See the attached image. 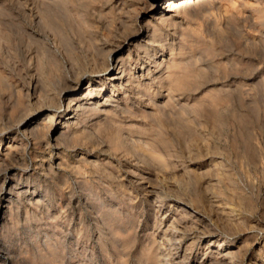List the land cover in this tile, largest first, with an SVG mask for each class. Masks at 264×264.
I'll list each match as a JSON object with an SVG mask.
<instances>
[{
  "label": "rangeland",
  "instance_id": "374dc122",
  "mask_svg": "<svg viewBox=\"0 0 264 264\" xmlns=\"http://www.w3.org/2000/svg\"><path fill=\"white\" fill-rule=\"evenodd\" d=\"M49 1L27 6L29 17L20 0H0V143L12 141L0 149V264H164L166 253L167 264H216L213 244L183 257L189 237L174 255L167 228L185 229L184 214L213 220L222 236L244 234L235 262L248 249L243 264H264L253 243L264 242V0H211L210 17L234 21L204 33L196 20L165 27L134 0ZM146 29L142 46L161 53L167 43L172 54L168 69L142 79L152 80L148 107L136 91L132 108L100 112L90 132L83 126L98 119L83 113L78 126L17 128L59 104L64 77L101 70L103 50Z\"/></svg>",
  "mask_w": 264,
  "mask_h": 264
},
{
  "label": "bare ground",
  "instance_id": "6f19581e",
  "mask_svg": "<svg viewBox=\"0 0 264 264\" xmlns=\"http://www.w3.org/2000/svg\"><path fill=\"white\" fill-rule=\"evenodd\" d=\"M47 1H49V0H20V4L22 5L21 7L23 8V10L27 13L28 12L27 6L29 8L30 7L36 8L39 6L42 7L45 4H47ZM134 1L137 5H139V6L143 5L146 7V10L144 12L145 14H149L150 16L159 15V21H160L161 25L163 24L165 27L166 26L167 27L172 26L173 28H177V26H180L183 23H188L189 21L192 22L193 20H196L201 24V27H203V29H202L203 33L204 32L223 31V29H225L229 25V20L232 17V14L230 15L229 12H227V13L231 17L226 16V14H224L222 12L220 14H218V16L215 18L210 17L209 14L207 13V10H206L207 8L205 7V5L208 4L209 2H211V0H134ZM214 1H216V0H214ZM49 2H51V1H49ZM49 2H48V4H49ZM162 3H163V5H165L164 8H162ZM214 5L215 4H213V6ZM165 9H167V10H165ZM216 9H219V8H216ZM226 10L227 9H225V11ZM225 11L223 10V12H225ZM38 12H36V13L38 14ZM43 13H44V11H43ZM27 14L29 15V17L32 16V13L28 12ZM31 19H32V17H31ZM233 19H234V17H233ZM43 20H44V18H43ZM145 28H148V27H145ZM155 30H154V36H155ZM136 31H138V30H136ZM147 35H148L147 29L145 31H141V32L138 31L132 35H128L124 39L123 42L117 44L115 47H110L108 49V51L103 50L104 53L106 52V54H105V56L102 60V63H101L102 64V68H100L101 70L94 71L91 73H84L82 75L78 74L76 76L69 73V72H72L73 67L71 68V65L70 64H69L70 66L68 65V62L64 59L63 54L60 52V50L58 48H55L56 46L55 47L47 46V48L45 50L47 52V54L53 56V58L58 57L60 59L59 60L60 65L64 68L65 71L67 70V72L69 74H71L70 76H68L69 78L64 77V82L67 85L65 90L67 89V90H69V92L63 93L61 96V93L63 91H65V90H62L60 93V99L58 101L59 104L57 106L55 105L54 107L48 108L47 109L48 112L46 115L42 116V113L40 115L39 114L38 115H33V114L32 115L31 114L26 115V116H24V118H22L19 121V123L17 125L18 127L17 126L16 127L18 129L24 131V132H27L28 128L30 126H32V124H35V122H37L38 120L45 119L49 124H51V123L56 121V118L58 120H57V122H55V124H54L55 127L52 129V131L55 129H59L62 125L68 124L69 122H73V124H76V126H78V125H80L79 118L82 116L81 114L83 113V114H90L91 117H93V118L97 117V119H98L97 125H91V126L85 125V126H83V128H82L83 131L90 132L91 130H93V128H95V127L98 128L97 126H99V124H100V126H102L100 121H102V122H104V121L100 120V117L102 116V114L100 112H102V113H106V112L111 113V111L116 112V110L118 111L119 108H122V106H124L126 104H129L128 107L132 108L134 106V104H133V102H131L132 98L130 97V94H133L136 91H138L137 96H136V102H140V101L144 100L142 102V104H144L145 106L148 107L149 104L147 102L150 101L148 99L149 98L148 94L151 90L150 85L152 84V80L148 83L144 82L145 84H143L142 79L145 78L146 76H149L151 74V72H153V71L155 73H158L162 69H168L169 66L167 67V65L169 64L170 60H172L170 58L172 54L171 53H170L171 55L168 54V55H170L168 58L167 53L166 54L162 53L165 51V49H168V48H169L168 50L171 51V47L167 43H165V44L161 43L162 44L161 45V47H162L161 53L155 52L153 50L154 48L152 49V47L147 48V47L142 46L141 40L143 37H145ZM157 43H158V41H157ZM151 44H153V43L151 42ZM165 47H168V48H165ZM125 52H126V54H125ZM172 52H173V48H172ZM42 58H43V56H42ZM55 60L58 61V59H55ZM131 60L133 61L132 64H130ZM63 68H60V69H63ZM146 71H147V73H145ZM98 72L105 73V74L101 77L92 75V74L98 73ZM62 75H63V73H62ZM103 77H106V78H103ZM158 78H159L158 75L155 76L156 80ZM34 80L35 79L32 77L30 82H29V86H30L31 90L36 89L35 83L33 84ZM153 80H154V78H153ZM34 82H36V81H34ZM28 94H29V90H28ZM29 97H31V96H29ZM63 102H66L64 107L62 106ZM130 102H131V104H130ZM108 105L110 107L109 109L107 107ZM62 107H63V113H59L58 111ZM128 107H127L126 111L129 113L130 112L129 110H131V109H129ZM124 110L125 109H123V112L125 113ZM39 112H41V111H39ZM143 112H145V111H143ZM108 113H107V116H108ZM104 120H105V118H104ZM49 124L47 126V132H46L45 136L49 135V133H48L50 130ZM103 127H104V125H103ZM98 130L99 129H97V131ZM43 143H39L38 147L43 148L42 151H46L47 149H49L50 142L47 141L45 144H43ZM11 146H12L11 138H6L3 142L0 143V149H10ZM36 157L37 156H35V158ZM46 163H47L46 167L50 168L51 167V161L48 160ZM51 170H52V168H51ZM6 173H10V171H6ZM6 187H8V186H6ZM179 218H181V219H179L180 221L184 222V228L185 229H182V231H181V229L178 230V228L175 226V223L177 221L176 220L175 223H174V221H172V223L167 228V229H169L168 230L169 233L166 231L169 234V237H170L169 240L172 242L171 245H172L173 249L175 250L174 255L179 254V249L182 248L181 247L182 242L185 241L186 238L189 237V239H190V241H188L189 243H187V245H185L183 247V254H184L183 257L186 256L187 252L191 253L192 251H195V249L197 250V248H200V247L203 249V251H205V254H206L212 248L211 245L213 244V250L216 251V257H215L216 264H243V262L246 258V254L248 252V249L244 252L243 260L240 262H235L234 252H236V251H234V250H238V252H239L240 246H238V243L240 242V240L242 239L244 234L241 235L239 233H236V234H233L231 237L222 236L221 231H220L221 229L218 230V226H217L218 224L217 223H215L211 219H206V217L203 218L200 215H193L192 216L189 214H184ZM161 224L162 223H160V225ZM199 225L200 226L202 225V226L199 227ZM257 225H259V230H261V233H263L262 239L264 240V223H261V224L257 223ZM103 236H105V235H103ZM163 236H165V233H163ZM102 238L106 239V237H102ZM255 242H257L258 246L260 244L262 246V248H264V242L263 243L258 242L256 235H255V238L253 239L254 244H255ZM214 245H216V246L214 247ZM241 248H242V245H241ZM260 252H261V250H260ZM157 258H159V257H157ZM161 260L163 261L164 264H167L170 261L167 253H166L164 258H161V256H160L158 261H161ZM208 263H210V262H208ZM211 263H212V261H211ZM212 264H215V263H212Z\"/></svg>",
  "mask_w": 264,
  "mask_h": 264
}]
</instances>
